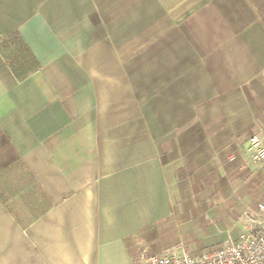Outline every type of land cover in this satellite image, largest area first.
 <instances>
[{
    "label": "crops",
    "instance_id": "crops-1",
    "mask_svg": "<svg viewBox=\"0 0 264 264\" xmlns=\"http://www.w3.org/2000/svg\"><path fill=\"white\" fill-rule=\"evenodd\" d=\"M0 38V264L199 251L264 203V0H0Z\"/></svg>",
    "mask_w": 264,
    "mask_h": 264
},
{
    "label": "built area",
    "instance_id": "built-area-1",
    "mask_svg": "<svg viewBox=\"0 0 264 264\" xmlns=\"http://www.w3.org/2000/svg\"><path fill=\"white\" fill-rule=\"evenodd\" d=\"M248 151L264 170V140L260 135H251ZM140 264H264V203H259L248 216L245 230L236 238L229 237L220 245L199 251L173 249L161 254L143 252Z\"/></svg>",
    "mask_w": 264,
    "mask_h": 264
},
{
    "label": "trees",
    "instance_id": "trees-1",
    "mask_svg": "<svg viewBox=\"0 0 264 264\" xmlns=\"http://www.w3.org/2000/svg\"><path fill=\"white\" fill-rule=\"evenodd\" d=\"M13 41H14V42L16 41V43L19 42V41H18V37H15ZM20 45L22 46V43H20ZM20 45H19V46H20ZM9 58H10V57H9Z\"/></svg>",
    "mask_w": 264,
    "mask_h": 264
},
{
    "label": "rangeland",
    "instance_id": "rangeland-1",
    "mask_svg": "<svg viewBox=\"0 0 264 264\" xmlns=\"http://www.w3.org/2000/svg\"><path fill=\"white\" fill-rule=\"evenodd\" d=\"M259 204V203H258ZM258 206V205H257ZM204 249V248H203Z\"/></svg>",
    "mask_w": 264,
    "mask_h": 264
}]
</instances>
